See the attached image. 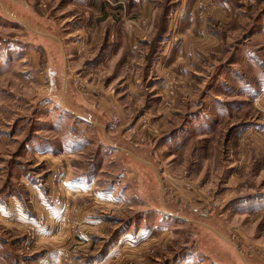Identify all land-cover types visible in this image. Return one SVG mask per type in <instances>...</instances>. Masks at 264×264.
Listing matches in <instances>:
<instances>
[{
    "label": "rangeland",
    "instance_id": "rangeland-1",
    "mask_svg": "<svg viewBox=\"0 0 264 264\" xmlns=\"http://www.w3.org/2000/svg\"><path fill=\"white\" fill-rule=\"evenodd\" d=\"M139 1L0 0V264H264V0Z\"/></svg>",
    "mask_w": 264,
    "mask_h": 264
},
{
    "label": "crops",
    "instance_id": "crops-1",
    "mask_svg": "<svg viewBox=\"0 0 264 264\" xmlns=\"http://www.w3.org/2000/svg\"><path fill=\"white\" fill-rule=\"evenodd\" d=\"M139 6L141 8V10H140L141 19L139 21H136V23L139 24V22L141 20L144 21L143 25L141 22L138 26V27H140L139 31L143 30V32H138V31L132 30L131 25L136 24V23H132V21H129L126 23L127 30H128V36H129V42H130L132 48L137 47L138 46L137 44H139L140 41L146 40V36L144 34L147 31H149V29H150V26H148V24H146L148 21L149 12H150L149 4H148V2L145 3V1L143 0V1H139ZM186 19H187V17L182 21L183 26L181 27V31L179 33L182 40H183L184 46H185V49H184L183 55H182L183 61H189V60H191L193 62L200 61L201 64H208L210 61L208 60L206 62V60L205 61L202 60V58L200 56L203 55L205 50H207V48H208L207 43H210V42L214 43V40H216V38L208 32V29L210 31L213 26L209 23H206V22L204 23L203 26H201V24L198 23L197 20L192 21V20H194L192 18H188L187 20ZM231 19H228L227 21L222 20V19H218V20H220L219 22H221L223 25H228L231 23ZM138 24H136V25H138ZM206 24L208 25V27L206 26ZM195 25H196V27H195ZM136 36H138V37H136ZM196 40H199L200 44L192 46V43L195 42ZM78 41L79 40H76L75 43H77ZM80 45H81V42H80L79 46ZM195 46H197L196 50L193 49ZM73 48L74 47L71 46V50ZM173 55H175V51H174ZM177 56H180V54H177ZM178 58H180V57H178ZM178 58H176V59H178ZM175 70H176V72L179 71V70H177V67H175ZM99 98H100V96H99ZM101 107H103V106H101ZM82 108L87 111V109H86L87 107H85V105H83ZM97 113L99 116L100 115L102 117L104 116V114H103L104 110L103 109L97 111ZM82 114H84V111L82 112Z\"/></svg>",
    "mask_w": 264,
    "mask_h": 264
},
{
    "label": "built area",
    "instance_id": "built-area-1",
    "mask_svg": "<svg viewBox=\"0 0 264 264\" xmlns=\"http://www.w3.org/2000/svg\"><path fill=\"white\" fill-rule=\"evenodd\" d=\"M135 48H136V47H135ZM113 121H114V122H118V119H117V118H114Z\"/></svg>",
    "mask_w": 264,
    "mask_h": 264
}]
</instances>
